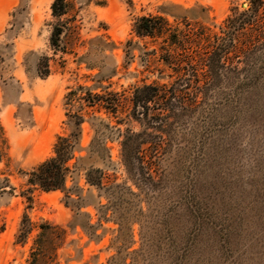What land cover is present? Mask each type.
Segmentation results:
<instances>
[{
  "label": "rangeland",
  "instance_id": "obj_1",
  "mask_svg": "<svg viewBox=\"0 0 264 264\" xmlns=\"http://www.w3.org/2000/svg\"><path fill=\"white\" fill-rule=\"evenodd\" d=\"M52 2L0 0V264H29L45 222L65 230L59 264H264V7L238 34V45L250 39L239 74L204 94L157 162L158 188L137 189L122 166L117 129L139 127L84 109L65 188L43 192L27 186V173L74 131L78 103L66 104L68 92L82 85L130 96L170 81L142 66L143 46L154 45L133 34L136 18L194 9L207 32L223 36L226 20L251 8V0H66L54 18ZM89 173L103 177L100 186ZM24 215L35 228L22 245Z\"/></svg>",
  "mask_w": 264,
  "mask_h": 264
},
{
  "label": "trees",
  "instance_id": "obj_2",
  "mask_svg": "<svg viewBox=\"0 0 264 264\" xmlns=\"http://www.w3.org/2000/svg\"><path fill=\"white\" fill-rule=\"evenodd\" d=\"M66 0H53L52 16L60 18L65 14ZM264 7L263 0H251V8L235 14L226 20L223 36L207 32L194 15V9H185L180 14L144 15L136 18L132 32L135 37L148 39L154 48L143 46L140 61L145 71L159 72L168 83L141 84L132 88L130 96L116 92L109 87L100 91L86 86H78L68 92L66 98L71 107L77 105L73 132L69 136H58L53 146V156L38 164L27 173L26 184L31 189L43 192L64 190L66 178L71 169L69 162L75 159L81 137L84 117L80 111L96 109L117 119V124L131 125L119 134L120 157L128 179L139 190L152 192L161 183L162 171L157 162L169 153L177 140V128L186 124V118L201 106L204 94H211L222 81H229L239 74L240 54L246 53L250 39L239 43L238 34L250 25L251 19ZM264 9V8H263ZM170 18L173 20L170 21ZM62 29L54 25L50 36L51 46L57 51ZM132 41L128 42V45ZM165 70H170L164 75ZM39 75H49L48 59L43 57L39 65ZM124 118H118V114ZM68 117H71L66 114ZM87 181L100 186L103 177ZM35 228L27 215H24L17 234V243H26ZM40 230L30 249L29 264H59L56 262V249L65 238V230L47 222L38 226ZM111 259V264L116 262ZM115 264V263H114ZM124 264V263H123Z\"/></svg>",
  "mask_w": 264,
  "mask_h": 264
}]
</instances>
